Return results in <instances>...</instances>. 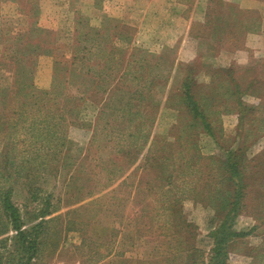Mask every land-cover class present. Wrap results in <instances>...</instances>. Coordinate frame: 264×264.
I'll list each match as a JSON object with an SVG mask.
<instances>
[{"label":"rangeland","instance_id":"rangeland-1","mask_svg":"<svg viewBox=\"0 0 264 264\" xmlns=\"http://www.w3.org/2000/svg\"><path fill=\"white\" fill-rule=\"evenodd\" d=\"M230 5L247 12L239 18H245L250 33L237 35L236 26L231 25ZM211 10L210 23L203 24L205 12ZM255 19H259V24ZM86 24L104 29L102 39L109 42H113L112 28L116 32L124 30L123 34L127 35L112 45L119 52L115 57L124 61L114 79L105 74L106 87L101 85L100 76H96L98 68H95L97 72L81 70L77 58L73 59L72 41L84 37ZM33 26L40 30L33 38L39 43L41 53L43 47L45 51L32 58L30 84L47 93V98L55 95L59 102L55 105L46 101L43 109L28 108L17 102L21 95L13 89L10 102L0 106V114L5 116L2 125L6 119L13 121L7 133L8 137L12 136L13 162L8 170L12 175L6 183L12 182L9 185L12 201L19 210L23 229L27 231L36 225L40 221L38 211L46 202L50 205L38 238L37 258L31 264H138L140 260L151 264L154 254L147 240L160 241L166 232L162 218L169 216L165 206L175 203L166 194L170 188L165 180H160L163 178L160 171L169 172L173 186L181 189L179 205L192 237L177 239L179 246L183 243L184 249L190 244L206 255L211 247L208 234L217 225L213 212L200 203L199 194L204 193L200 188L209 174V166L202 160L201 164L178 170L177 162L184 155L201 154L205 158L222 154L216 140L222 147L235 150L242 147L248 173L255 174L247 179L243 208L234 224L237 231L251 228L254 231L230 245L227 264H264V112L258 109L264 102L244 95L240 98L242 107L255 111L239 120L235 101L223 94L228 88L225 78L215 74L232 67L233 78L239 85L255 81L264 87V2L0 0V64L4 65L0 66V89L15 86L17 81L12 77L11 62L5 60L9 53L3 50L22 31ZM195 35L202 38L195 39ZM143 58L146 61H141ZM96 62L104 63L98 59ZM249 64L256 67L247 72ZM85 77L86 81L82 82L90 90L95 88V95L90 100L93 106L84 105L81 111L79 103L73 101L81 90L72 80H85ZM186 79L195 85L198 102L211 89L220 96L213 114L208 115L215 141L198 130L183 127L187 121L176 109L180 108L177 95ZM110 83V89L112 83H117L116 89L126 90L121 93L117 90L109 98ZM130 92H149L155 101L159 100L152 124L135 118L132 107L125 105L135 102L132 98L135 94ZM143 106L142 115L146 111ZM46 115L51 118L49 124L44 119ZM137 124L141 131L133 136ZM7 135L1 131L0 140ZM59 142L63 147H53ZM163 160H168V164ZM149 217H158L155 222L160 226L154 227L158 231L149 232L144 227ZM126 229L144 238L134 239L130 248L123 238L128 234ZM114 230L122 237L121 244L109 238ZM5 238L1 236L0 240ZM156 245L153 243L152 247ZM107 252L110 256L95 263ZM120 253L122 258L118 256ZM124 258L131 262L124 263ZM22 259L12 241L0 242V264H18Z\"/></svg>","mask_w":264,"mask_h":264},{"label":"trees","instance_id":"trees-1","mask_svg":"<svg viewBox=\"0 0 264 264\" xmlns=\"http://www.w3.org/2000/svg\"><path fill=\"white\" fill-rule=\"evenodd\" d=\"M259 1L264 2V0ZM229 8V15H231L230 20L232 23L231 25L234 24L236 26L237 35H245L247 32L250 33V30H247L248 28L246 27V24L244 22L245 18H239L242 14L247 12L242 13V11H237L236 8L231 5L229 6ZM212 12V10L211 12H205L203 24L208 25L210 23V20L212 19ZM255 21L257 22V24H259V19H255ZM85 26L87 27V31L83 35L85 38L75 37L72 41L73 59L76 60L77 58L81 70L96 71L95 68H98L99 72L96 71V76H100L98 78L99 80H101V85L106 87L108 82L105 83L106 79L103 78L105 74H109L110 77L113 78V75L116 74V71L120 70V68L123 67L121 61H124L122 58L115 57L116 54L119 55V52L115 50L112 45H116L117 40H122V37H125L127 35L123 34L122 31L124 30L119 29L116 32L115 28H112L110 39L113 37V42H109L102 39L101 34L103 33L104 29L90 28L87 24ZM39 32L40 30L34 28V26L33 28L31 27L24 32L22 31V33H20L17 38L13 39L12 44L10 43L8 45V48L3 50V53H9L6 56L5 60L11 62L12 65L9 64V62L8 65H11V67L13 68L12 77L14 79V82L15 80L17 81L15 83V86L11 85L9 88L0 89V106L7 105L10 102L9 99L12 98L11 92H13V89L17 90V94L21 95L20 98H17V102L22 106H27L28 108L38 107L39 109H43L46 106V101L52 102L55 105L59 102L58 100H55V95L53 98H47L49 96H46L47 93L36 90L30 84V77L32 74L31 63H34L32 58L41 55L45 51V48L43 47V52L41 53L39 43L35 40L36 38H33L36 37L35 33ZM213 34L216 35L217 33ZM98 38H100V40H98ZM198 38L201 39L202 37L195 35V39ZM82 42L85 43L84 46H82ZM79 46H81V48ZM111 55L113 57H110ZM96 59L103 60L104 63L102 65L96 64ZM141 61L146 60L143 58L141 59ZM2 65L3 64H0V66ZM54 66L55 70H58V63H55ZM255 67L256 66L249 64V66L246 67V71L250 72L254 70ZM186 71L189 74L190 69ZM215 74L216 76H222L223 78H225V82L228 88L224 90L223 94L224 96L226 95L228 97V100L231 99L235 101L233 105H237L239 109V120L243 121L249 113L252 114L255 111V109L253 108L242 107L240 98H242L244 95L255 96L261 100L263 99L264 102V87H262V84L258 85L257 82L252 81L250 83L243 84V86L242 84L239 85L233 78L234 70H232V67L228 70H218ZM123 75L124 73H122L120 78H122ZM212 75V77L215 76L214 74ZM82 81H86V77L85 80H76L75 78L72 80L73 85H78L77 87L81 90L79 92V97L73 98V101H77L79 103L81 111L84 105L93 106L90 103V100L95 95V88L90 90ZM110 85L111 83L108 85V88L111 87ZM117 87V83H112V89L109 88L111 90V96L109 98L113 97V94L117 90H119V93L126 90L116 89ZM106 91L107 88H105L104 92ZM195 91L196 87L191 81L187 79L183 81L181 85V92L179 93V95H177V100L180 103V108L176 107V110L178 111L177 114H179L180 116L184 114L183 116L185 117L187 124H185L183 127H189V129L193 131L198 130L199 133L204 134L215 141L216 138L214 136V127L210 122V118L208 117V115L210 116L213 114L212 109L214 107H217V105L214 104H219L217 101L220 96L213 92L214 89H211L209 95L207 92H205V94L207 93L206 98L203 97V99L198 102L195 97ZM130 93L135 94L132 97L135 102H127L125 105H129L130 107H132L133 116L135 118L146 119L150 124H152L155 119L154 110H156V107L159 104V100L155 101L154 97L149 92ZM143 104V107H145L146 109L144 115H142L140 112V108ZM168 105L169 104L166 103V106ZM217 109L220 110V108ZM258 109L264 112V103L262 105L260 103ZM56 110L57 109H54V111ZM226 111L229 110L226 109ZM122 112L126 111L123 110ZM4 119V114H0V132L2 131L7 135V133L10 132L9 130L12 127L13 121H9L8 119H6L4 124L2 125V121ZM44 119L47 120L48 124L51 122V118L47 115ZM177 125H180V122H178ZM52 126L56 125L53 124ZM133 128V136H138L141 131L140 125L137 124ZM142 130H144V128ZM171 130L172 132H174V127H172ZM55 136V132L53 131L52 137ZM147 136L148 134H146L145 132L146 140L148 139ZM11 139L12 136L8 137L7 135L4 140H0V144L3 146V148H0V175L2 176V178H0V237L6 236V238L4 240H0V242L12 241L14 245H17L23 257L22 261L19 260L18 264H31V262L37 258L40 245V243L38 242V238L40 237L43 224L46 223L43 218L49 215L50 205L48 204V202H46L42 209L38 211L37 218L40 221L36 225L29 228V230L27 231L23 229L24 225L19 210L12 201L13 191L11 189V186H9L12 184V182H8V184L6 183V181H11L12 175L10 171H8L10 169V166H12L10 162H13V154L10 155ZM215 145L219 149V151H223L222 154L220 153L219 155H213L205 158H203L201 154H192L189 157H186V155H184L179 158V160L175 158V161L178 160L177 165H180L178 167V170L185 166L193 167V164L195 163L201 164L200 161L202 160L207 161V164L209 166V174L205 175L204 185L200 188L201 193L202 190L204 191V193L199 194L202 198L200 203L203 205V207L208 208L213 212L214 217L217 221L216 227H214L208 234V237L211 240V247L209 251L206 253V255H204L203 252L194 250L193 246H191L190 244L184 249H182L183 243L180 242L179 246L177 239L181 240L183 238L186 239L192 237V234L188 231L189 226L188 224H186L185 219L183 218V215L181 213V206L179 205L180 198L178 195H181V189H179L178 186H173V182H171V174L169 172L160 171V174L163 173L162 175H160V177L163 176V178L160 180H165L164 183H166V186L168 185V187L170 188L169 190H166V194L170 196V198L173 197V199H175V203H168V205L165 206L167 208L166 213L169 216L168 218H162L163 221L165 220L164 227L166 232L162 233L160 241L156 242L150 239L147 240V245H150L151 253L154 254L152 256L153 260L151 261V264H157L158 262H163L164 264H227L230 245L236 240L249 237L254 231L253 228L249 230L239 231L235 230L234 228L235 221L239 217L243 208V198L246 193L245 190L248 188L247 179L250 180L252 176L255 177V174L248 173L249 169L247 167L249 166L246 165V158L243 152L244 149L242 147H239V149L236 150L230 148L229 146H227V148L222 147L217 144V140L215 141ZM57 146H61V143L59 142L58 145L53 144V147ZM142 147L143 144L139 148H137V151H139V149H141ZM123 152L124 151L121 150V153ZM132 157H136V155ZM187 159L189 160L186 161ZM161 162L168 164V160H163ZM172 168H174V166ZM157 188L160 187H156L155 189ZM156 219H158V217H149L146 220L144 227H147V230H149V232L158 231L154 228L160 226V224H157L155 222ZM115 230L114 233H109V238H113L114 241H117L118 244H121L122 237H120L117 233L118 231L116 230V232ZM125 232H127L128 234L125 236L123 235V238L127 240V245L130 248H132L134 239L144 238V236L136 235V233H133L131 230L126 229ZM10 233H12V236H10L9 238L8 235ZM84 242L85 240L82 239L83 245ZM153 243H157V245L152 247ZM125 252L127 251H123V253ZM151 253H149V255H151ZM107 256H110V252H107L105 255H101L99 260H95V263H99ZM118 256L122 258L123 254L120 253L118 254ZM123 262L130 263L131 260H127L124 258ZM140 262L141 263L138 264L145 263L141 260Z\"/></svg>","mask_w":264,"mask_h":264},{"label":"built area","instance_id":"built-area-1","mask_svg":"<svg viewBox=\"0 0 264 264\" xmlns=\"http://www.w3.org/2000/svg\"><path fill=\"white\" fill-rule=\"evenodd\" d=\"M56 264H64V263H56Z\"/></svg>","mask_w":264,"mask_h":264}]
</instances>
